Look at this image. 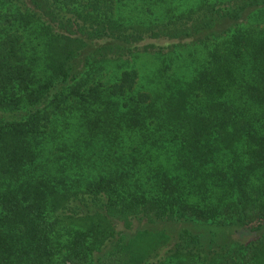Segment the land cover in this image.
<instances>
[{"label":"trees","instance_id":"trees-1","mask_svg":"<svg viewBox=\"0 0 264 264\" xmlns=\"http://www.w3.org/2000/svg\"><path fill=\"white\" fill-rule=\"evenodd\" d=\"M181 3L0 0V264H264V0Z\"/></svg>","mask_w":264,"mask_h":264},{"label":"rangeland","instance_id":"rangeland-1","mask_svg":"<svg viewBox=\"0 0 264 264\" xmlns=\"http://www.w3.org/2000/svg\"><path fill=\"white\" fill-rule=\"evenodd\" d=\"M181 1H182V3H181L182 7H187V5L190 4V2L191 3L193 2V0H181ZM179 9H180V7H179ZM149 43H152L155 46H164L165 43H167V42H165L164 39L163 40H161V39H156V40L155 39H147L144 42V44H149ZM123 225H124L123 222L119 221L116 224V228L119 230H125L127 232H130V234L139 230V229H145V228L153 229L152 232L149 231L151 233V234H149V237H152V238H148V243H146L144 246V251H146L147 253H152L153 249L156 247L158 248L159 251H164L166 249L165 246H167L169 244V243L168 244L165 243V241L168 240V236L170 234H172V239H174L176 231L179 230L181 227L193 228V229H195V231L200 232V229H196L197 227L193 226L189 222H184V221L183 222H181V221H179V222H173V221H159L158 222V221H156L155 223H153V222H148L146 220H141V221L132 220L130 222L129 229L128 228L126 229ZM230 234H231L233 239H235L237 235H240L239 232L234 233L232 230H231ZM151 248H153V249L151 250Z\"/></svg>","mask_w":264,"mask_h":264}]
</instances>
